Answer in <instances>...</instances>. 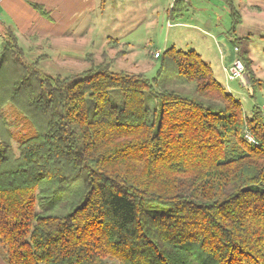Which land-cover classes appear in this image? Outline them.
Listing matches in <instances>:
<instances>
[{"label":"trees","instance_id":"trees-1","mask_svg":"<svg viewBox=\"0 0 264 264\" xmlns=\"http://www.w3.org/2000/svg\"><path fill=\"white\" fill-rule=\"evenodd\" d=\"M223 2L254 84L241 16ZM185 11L175 0L168 17ZM0 36L7 264H264V110L246 115L199 53L165 48L152 77L89 54L62 77L1 21Z\"/></svg>","mask_w":264,"mask_h":264},{"label":"crops","instance_id":"crops-1","mask_svg":"<svg viewBox=\"0 0 264 264\" xmlns=\"http://www.w3.org/2000/svg\"><path fill=\"white\" fill-rule=\"evenodd\" d=\"M182 1L186 11L175 20L176 25L190 29H197L194 26L198 24L205 26L206 31L203 32L219 35L217 37L220 43L224 41L227 45H231V48L227 49L224 43L220 44L228 57L225 63L236 58L233 43L226 35L230 18L223 0ZM232 1L241 16L236 35L248 38L249 56L252 40L256 37L260 39L264 37V0ZM171 2L172 0H0V21L12 28L19 45L20 40L26 42L24 48L27 53L37 47L47 46L52 52L59 51L60 55L68 56L70 44L89 40L94 26H98L97 31L103 34L102 38L112 36L114 39L110 40L126 44L131 51L132 43L139 40L133 36L138 32L139 25L142 26L141 32L144 34L140 39L146 42L149 40L145 32L146 27L153 24V18L159 16L160 10L163 12L166 10L168 17ZM33 4L40 5L43 11ZM162 16H165V13L164 15L162 13ZM168 20L169 17L166 25L170 27ZM221 20L223 23H220ZM158 23L159 19L156 24ZM1 41L0 36V47ZM163 49H149L148 54L153 50L163 51ZM41 55L47 57L45 53ZM221 72L224 76L223 69ZM225 84L227 90L231 92L228 83ZM0 264H7L1 252Z\"/></svg>","mask_w":264,"mask_h":264},{"label":"rangeland","instance_id":"rangeland-1","mask_svg":"<svg viewBox=\"0 0 264 264\" xmlns=\"http://www.w3.org/2000/svg\"><path fill=\"white\" fill-rule=\"evenodd\" d=\"M174 1L175 0H172L171 2V9ZM171 9H169V13ZM165 11L163 12L160 10L159 16L153 18V24L146 27L147 31L145 32H147V39H149L146 42L140 39L144 34L141 32L142 26L139 25L138 32L136 35L133 34V36H136L139 40L132 43L131 51L128 50L126 44H121L118 41L117 43L111 41L108 44V39L114 38L112 36L102 38L103 34L97 31L98 26H94V30L90 33L91 37L89 40L70 44L68 56L60 55L59 51L52 52L47 46H43L42 48L37 47L30 53H26V58L32 61L33 58L39 54L45 53L47 57L40 60L38 64L40 70L45 73H50L51 75H60L64 77L86 68L90 64L89 54L93 57L95 63H99L103 60L102 54L105 53L107 59L114 58L111 61L112 70H132L133 72H143L146 76L152 77L157 67L155 59L160 56L155 57L153 55L155 50L148 54L149 49H165V47L167 48L170 46L182 50L192 49L195 50L196 53H199L202 59L208 63L215 78L226 90L227 84H225V82L228 83V87L232 89L230 93L241 102L246 115H249L252 108L255 106L264 110V37L262 39L256 37L250 44L251 51L249 58L253 60L251 66L254 77L256 78L254 84L248 80L247 70L239 57V50L236 45H233V51L236 52L235 56L237 59L244 65V73L242 78L231 80L227 77L224 67L228 66L234 60L232 59L230 62L225 63L228 57H226L227 54L223 52L220 44L224 43L223 45H226L227 49L231 48V45H227L224 41L220 43L217 37L219 35H215L212 32H203L206 31V28L201 24L194 26L197 29H190L184 28L181 25H176L175 20L169 19L168 21L172 24L169 25L170 27H167L166 23L168 17H166ZM162 13L163 15L165 13V16H162ZM158 19L159 23L156 24ZM220 23H223L222 20ZM190 26H192V24ZM20 45L24 48L26 47V42L20 40ZM119 51H121L120 54ZM116 52H118V54H116ZM228 55L229 57L231 56L230 53ZM221 68L223 69L225 78L221 72ZM5 112L9 121L13 122L14 114L11 108L6 107ZM17 140L18 134L15 136L14 144H16ZM0 252L3 253V255L5 254L4 249L1 247ZM108 263L111 264L112 261H108Z\"/></svg>","mask_w":264,"mask_h":264},{"label":"built area","instance_id":"built-area-1","mask_svg":"<svg viewBox=\"0 0 264 264\" xmlns=\"http://www.w3.org/2000/svg\"><path fill=\"white\" fill-rule=\"evenodd\" d=\"M171 25V23L168 21V26ZM153 55L155 57L160 56L161 55V51L160 50H155L153 52ZM234 61L232 63H230L228 66L224 67V70L226 71L227 77L231 80L233 79H238V78H242L243 73H244V65L242 64V62H240L237 57L235 59H233ZM244 137L246 138V140L248 142L251 143H256V141L252 138V136L249 133H245Z\"/></svg>","mask_w":264,"mask_h":264}]
</instances>
